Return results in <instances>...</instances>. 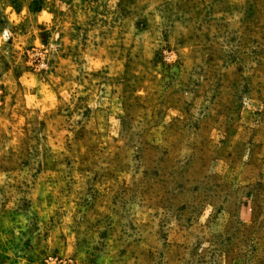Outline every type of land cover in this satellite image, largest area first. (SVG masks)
<instances>
[{"label":"rangeland","instance_id":"obj_1","mask_svg":"<svg viewBox=\"0 0 264 264\" xmlns=\"http://www.w3.org/2000/svg\"><path fill=\"white\" fill-rule=\"evenodd\" d=\"M0 264H264V0H0Z\"/></svg>","mask_w":264,"mask_h":264},{"label":"clouds","instance_id":"obj_2","mask_svg":"<svg viewBox=\"0 0 264 264\" xmlns=\"http://www.w3.org/2000/svg\"><path fill=\"white\" fill-rule=\"evenodd\" d=\"M7 11L11 12V11H13V10H12V8H11V7H9ZM22 14H23V12H22ZM8 35H9V33H8V30H7V29H5L4 36H5V37H7Z\"/></svg>","mask_w":264,"mask_h":264}]
</instances>
